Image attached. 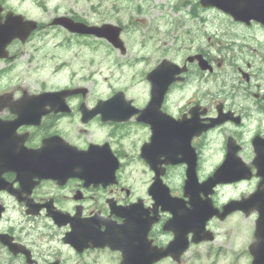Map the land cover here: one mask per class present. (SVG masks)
Here are the masks:
<instances>
[{
	"label": "clouds",
	"instance_id": "1",
	"mask_svg": "<svg viewBox=\"0 0 264 264\" xmlns=\"http://www.w3.org/2000/svg\"><path fill=\"white\" fill-rule=\"evenodd\" d=\"M10 21L29 27L0 48V100L9 101L0 103V123L20 120L12 105L26 97L60 96L63 107L45 102L37 121L14 128L19 146L39 152L57 139L82 155L105 152L114 165L109 180L80 175L77 165L63 178L33 175L27 190L16 169L0 170V264H125L123 247L69 239L77 217L123 226L127 218L111 202L146 214L144 240L162 253L150 264L164 256V264H256L262 213L243 205L264 192L256 162L257 141L264 142V17L238 16L211 0H0V28ZM165 66L170 78L157 95L153 76ZM114 100L127 107L123 118L99 110ZM154 101L173 123H197L187 140L191 164L182 151L175 161L144 154L154 128L143 116ZM230 157L240 170L215 179ZM190 168L211 211L200 236L188 230L173 254L177 233L166 226L175 213L150 189L159 183L191 211Z\"/></svg>",
	"mask_w": 264,
	"mask_h": 264
},
{
	"label": "flooded vegetation",
	"instance_id": "2",
	"mask_svg": "<svg viewBox=\"0 0 264 264\" xmlns=\"http://www.w3.org/2000/svg\"><path fill=\"white\" fill-rule=\"evenodd\" d=\"M170 69L165 66L161 68L154 76L153 79L156 82L157 90L160 91L163 86L167 83L170 78ZM9 101L0 100V103H7ZM52 103L54 107H63V102L60 96H43L40 98L28 99L27 97L17 104H13L12 108L15 111L20 112V120L10 123H0V170L6 168H14L19 173V179H21L24 189H30L31 177L33 175L44 176L45 172H59V175L53 177L63 178L64 176L71 174L74 167L75 150L68 149L67 146L63 145L59 140L52 139L46 141L45 147L39 152H33L26 150L19 146L22 141V137H16L14 135V128L21 122H33L38 120L39 113L42 111L43 103ZM108 105V104H107ZM101 105L99 110L106 112L104 106ZM121 105V109H109L108 116L114 118H123L127 115L128 109L126 106ZM115 105H110L114 107ZM86 113L85 118H87ZM143 119L151 121L154 128L155 140L153 146H149V153L146 156L156 161L158 156L157 153H166L168 159L171 161L176 156L177 152H184V158L191 164L194 157L192 156L191 150L187 144L181 143L180 141H174V124L172 121L163 117L154 106L150 112H145ZM198 125L195 121L184 123V129L196 131ZM107 147V146H105ZM257 151L261 155H264V142L257 141ZM155 156L152 157V154ZM173 156V157H172ZM82 164V171L86 170L91 172L89 175L93 179H111V171L114 165V161L110 156L98 150L93 149L87 154V157L80 158ZM76 166V165H75ZM225 169L228 171L238 172L240 170L238 162L234 161L231 157L229 161H226ZM189 171H192L191 168ZM210 184V182H208ZM3 182L0 181V185ZM159 184V183H157ZM191 184L195 186L194 197L192 200L193 209L192 214L201 218L203 212L206 210V203L199 200L198 192L201 190V186L197 185L195 181ZM207 186H205L206 188ZM79 195V194H78ZM113 210L122 215V210L113 208ZM58 219H65L66 217H60L57 214ZM98 221V220H97ZM106 223L108 225L107 231L101 233L99 227H94V220H80L78 217L73 221L74 232L69 236V239L73 240L78 245L84 244L87 240L91 239L98 244L105 242L111 243L116 247H123L125 249V264H140L142 256L140 254V248L142 246L141 229L133 228L136 222L125 223L123 226H117L110 221L99 220L98 224ZM140 224V223H139ZM184 226L183 223H179L178 226ZM168 226V225H167ZM166 226V227H167ZM174 226V225H172ZM186 228H190V225H186ZM173 228V227H171ZM103 234V235H102ZM102 235L101 239L100 236ZM99 239V241H98ZM145 241V240H144ZM147 250H155L148 247L145 242ZM149 255H147V258ZM170 257H163L157 264H161L165 260H169Z\"/></svg>",
	"mask_w": 264,
	"mask_h": 264
},
{
	"label": "water",
	"instance_id": "3",
	"mask_svg": "<svg viewBox=\"0 0 264 264\" xmlns=\"http://www.w3.org/2000/svg\"><path fill=\"white\" fill-rule=\"evenodd\" d=\"M211 2L218 3L220 6L235 12L238 16L258 15L260 17H264V7H257L253 2V0H247L246 3L242 2V0H211ZM28 27H29L28 25L21 24L17 21H10V23L6 27L0 28V48H2V44L4 42H7L11 38V36L23 35L27 31ZM156 91L158 95L159 91L157 89ZM113 102H116V100L110 103ZM155 105H156V101H154L153 105L146 111L147 112L152 111ZM179 132L180 131H178V133L174 132V140L179 137V141L183 143L182 140L180 139V136H178ZM182 133L184 132L181 131L180 134ZM154 139L155 136L153 137V143H154ZM153 143L151 146H153Z\"/></svg>",
	"mask_w": 264,
	"mask_h": 264
}]
</instances>
